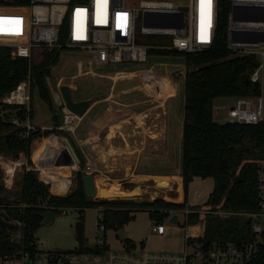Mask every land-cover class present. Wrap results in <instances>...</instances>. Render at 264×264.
Masks as SVG:
<instances>
[{
	"label": "built area",
	"instance_id": "1",
	"mask_svg": "<svg viewBox=\"0 0 264 264\" xmlns=\"http://www.w3.org/2000/svg\"><path fill=\"white\" fill-rule=\"evenodd\" d=\"M125 1L86 0L75 3L74 0H30L29 6L10 7L28 10L27 30L20 40L12 35L16 34L12 30L11 36L16 40H6L3 37L0 47L11 48L12 58L26 59L29 66L38 53L53 50L81 51L91 57L86 70L82 63L78 66L79 74L87 75L93 74L94 70L113 65H145L152 56L151 50H167L181 54L204 53L217 45L221 31L224 30L223 40L231 57L252 58L254 64L259 62V66L254 65L249 81L261 85V94L234 99V105L228 109L223 119L226 123L248 126L264 122V0H211V3L207 0H189L185 12L171 0H141L138 7H128ZM181 15L184 17L183 25ZM222 16L224 27L221 24ZM155 37L166 39L170 45L148 47L138 43L140 38ZM155 66L163 67V64L156 63ZM31 87L32 79L29 74L26 80L0 101L3 107L7 108L0 110V118L19 130L20 136H27L37 128L32 122ZM18 111H21V116ZM64 114L66 123L70 124L75 116L66 108ZM7 115L10 116L9 119L6 118ZM5 158L7 157L0 154V161L7 162ZM9 162H12V165L17 163L19 168L23 166L19 160ZM0 169L3 172L1 162ZM27 170L40 173L29 165ZM95 171L94 165L88 160L82 173L92 174ZM4 181L8 185L6 177ZM257 184L256 210L245 215L250 221V240L214 243L208 247L199 238L203 237L205 219L209 211L194 210V207L186 204L185 208L180 210L186 217V224L188 217L193 213H198L201 220L199 225L193 228L198 231L197 234L193 229L186 233L185 248L182 252L137 250L134 243L130 245L126 242L123 250L111 251L100 239L101 245L91 251L84 248L80 253L78 245L75 252L46 250L45 245L37 238V231H28L26 227L22 218L26 205H13L17 212L14 211L15 215H8L1 204L0 224L4 221L8 230L3 237L0 227V264H264V162L259 164ZM49 185L51 196L65 197L61 194V191L65 190H57L60 192L58 194L52 184ZM196 196H200L199 192H196ZM41 201L40 208L44 212L56 213L58 217L71 210H57ZM96 209L99 212L97 227L106 232L108 223L104 210ZM177 211L160 212L159 215H166L162 220L157 216L151 218L152 232L164 236L168 231L164 220L169 219L171 223L172 217L178 216ZM175 224H179V216ZM195 243L197 245L194 247ZM189 248L193 250L190 252Z\"/></svg>",
	"mask_w": 264,
	"mask_h": 264
},
{
	"label": "rangeland",
	"instance_id": "2",
	"mask_svg": "<svg viewBox=\"0 0 264 264\" xmlns=\"http://www.w3.org/2000/svg\"><path fill=\"white\" fill-rule=\"evenodd\" d=\"M85 1L86 0H74L75 3H82ZM171 1L179 5L182 12H185L186 7L189 5V0ZM140 2L141 0H126L125 4L128 7H138ZM17 10L18 14L15 16L13 15V11L0 12L2 18L4 15L8 19V21L0 20V34H3V37L9 38L10 40H12L11 38L20 40L27 30L28 10ZM20 25L23 26V29L21 30ZM12 26H14V29L11 28ZM138 26L140 27V24H138ZM12 29L16 33L12 34L15 38L11 36ZM142 39L145 41L148 39L151 42V45L164 47L170 45V43L163 38L155 37ZM42 54L43 53L35 54L33 64H38L42 61ZM90 59L91 57L88 54L81 51H62L59 63L51 69L50 78L55 88L59 91L60 87L69 86L74 90L73 99L75 101L77 100V102H80L83 100H92L94 104L96 101L110 98L114 82H116L114 91L115 96L112 98L126 104L141 103L149 96H145L143 93H137V91H133L124 96L120 95V97H117L116 95L121 89L126 88L127 86H133L136 83H140L142 80L149 85L151 80H148V78L158 80L164 78L165 81L163 82L166 84L168 79L161 74L169 73L173 81L177 83L178 89L177 97L172 99L169 103L170 109H167L168 116L166 117L165 122L162 121L163 123L161 126L163 128L161 129L159 126H154L155 123H153L151 119H146L143 136L137 138V140L133 138L130 140L127 139L130 143V148L126 147L125 150L114 152V150H108L109 148L112 149V142L114 145L118 146L125 145V143L122 139L115 137V127L110 124L112 123L110 122L112 119V113H114L111 108L112 105L114 106L112 99L95 107L87 119L75 116L70 124L66 123L64 114L65 106L59 107L54 104L55 112L58 111L64 116L63 118L60 117L59 125L61 127L59 130H54L53 133L47 135L43 139L45 140L49 138V140L39 149L38 155L34 156L38 165L33 161L31 156L33 165L30 167L33 170L39 168L48 169L45 173L54 174V176H51L55 179L54 183L57 181L58 177L64 179L66 182L65 191H61V194L62 196H68L76 190L78 182L77 174L85 170L86 163L89 160L91 163L97 165L98 169L101 171L99 173L95 171L92 174H87L93 176L95 181H101L112 186L121 185L127 191L145 189V192H142L139 195L114 200H129L136 203L163 200L169 203L183 204L184 188L182 186V178H180L181 185L178 189H175L174 185L164 182L161 183V185L164 183L163 186L157 188L155 184L156 179L146 178L144 176H138L136 178L135 175L144 171L157 175H174L178 173L182 156V129L184 122V112L182 108L183 84L187 71L189 70L184 62V58L179 56L178 53L170 54L166 52L162 55L156 53L152 54L149 62L145 65L137 66L135 63H126L94 70L93 74L84 75L82 73V75H80L78 68L79 63H82L84 70H86ZM156 63L163 64V67L155 66ZM150 68L156 73L152 70L146 73L141 72L147 71ZM131 71H137L138 73L130 74L129 76H116L115 74L116 72L126 73ZM262 91L264 92V88ZM161 95L160 91L156 93L157 98H161ZM234 102V98L216 99L214 102L215 121L218 123H226L222 118L227 113L228 109L234 105ZM31 105L33 109V123H53L52 113L49 110L48 105L40 98L37 90L32 94ZM141 106L142 105H135V107L132 108L138 111L137 109ZM147 107H150V105L148 104L145 108ZM100 117L103 118L101 121H99ZM104 119H106L104 122L105 124L103 123ZM149 127L151 128L149 129ZM161 130L162 135L157 134L160 133ZM67 133H70L73 136V142L71 141L73 148L80 162L81 160H85V165L81 166L76 164V168L73 169H55L62 166L53 167L56 164V155L51 154L50 141L53 136H56L61 145L65 147V139H70ZM83 142L84 144L82 145ZM103 151H110L111 153L110 155H105ZM5 160L7 162L1 164V166H3V182L6 187V193H3V197H6L7 200L15 201L20 195L19 176L22 173V168H19L17 163H15L16 165H12L9 162L13 161L10 157L5 158ZM40 173L37 172L39 179H41ZM85 174L86 173H83V175ZM63 176L69 177L68 182ZM5 177L8 185H6V182L4 181ZM140 178L153 181L139 186L136 182H138ZM213 185L214 182L210 178H195L189 186L187 206H205L208 197L212 192ZM166 189H172L174 191L180 190L179 196L176 197V194L173 191L165 192L164 190ZM196 192H199V197L196 196ZM59 193L60 192H58V194ZM168 195H171L173 200H166ZM93 200H100V198L94 197ZM105 201L113 200L105 199ZM150 211V209L142 207L131 208L129 222L116 228L108 225L106 232H102L97 227V217L99 212L96 208H87L83 212L71 209L66 215L60 216L51 226H39L36 230L37 238L45 245L44 249L46 250L75 252L78 245L75 224L77 221H82L84 226V248L87 251L99 247L101 245L99 242L100 240H103L106 248L111 251L123 250L125 248L126 240L132 241L137 250L145 249L151 252L184 251L185 236L186 233H190L191 229L186 224V217L183 213L180 210L177 211L179 224H171L169 219L164 220V225L168 228V231L164 236H158L152 232ZM196 245L197 244L195 243L194 247ZM188 250L191 252L193 249L189 248Z\"/></svg>",
	"mask_w": 264,
	"mask_h": 264
},
{
	"label": "trees",
	"instance_id": "3",
	"mask_svg": "<svg viewBox=\"0 0 264 264\" xmlns=\"http://www.w3.org/2000/svg\"><path fill=\"white\" fill-rule=\"evenodd\" d=\"M29 5L30 0H0V12L13 11L15 16L18 10L10 7ZM5 18L4 15L3 18L0 15V20L8 21ZM221 21L224 27L223 16ZM11 28L14 29V26ZM21 29H23L22 25H20ZM63 29H66V24ZM223 36L224 30L221 31L217 45L210 51L200 54L178 53L184 58L189 68L184 80L182 107L184 122L181 177L185 194L183 204L163 200L144 203L129 200H93L86 196L82 172L77 174V188L73 193L65 197L51 196L49 184L53 185L54 179L45 175L48 169L42 172L44 177H41L44 182L49 183L46 184L38 178L36 172L28 171L27 166L33 165L31 156L38 165L34 158L35 153L49 140V138L43 140L47 135L54 130H59L60 123L53 130L43 131L41 128H36L27 136H20L19 130H16L7 120L0 118V154L19 160L23 164L22 173L19 176L20 195L15 201L3 197L6 187L3 182V172L0 170V205L3 204V210H6L8 215H15L14 211L17 212V208L13 205H26L22 218L28 231L31 232L41 226L40 215L44 212L40 208L41 200L57 210L68 208L83 212L87 208H103L109 226L112 222L117 226L129 222L130 209L134 207L150 209L154 211L150 213L151 218L157 216L162 220L166 215H159L160 212L185 208L189 186L195 178H210L214 185L206 205L194 207V210L209 211L200 241L210 247L214 243L250 240L251 226L245 215L254 212L257 206L258 169L259 164L264 162V122L256 126L218 123L214 118V102L218 98L236 99L259 96L261 85L251 81L246 83V79L250 78L255 68L254 60L231 57L226 51ZM0 42H3V34H0ZM138 43L151 46L148 39L145 41L140 38ZM11 51V48L0 47V101L30 74L32 94L37 90L42 101L48 105L51 112H55L46 78L51 76L52 67L59 63L61 51H45L42 54V61L38 64L32 63L31 66L26 59L12 58ZM166 52L175 53L167 50H151L150 53L162 55ZM1 109L7 108L0 102ZM6 118L9 119L10 116L7 115ZM80 165L84 166L85 160H81ZM41 169L39 168L38 171ZM164 191H173L176 196L180 193V190L166 189ZM166 200H173V198L168 195ZM200 220L198 213L190 214L187 225L193 229L199 225ZM0 227L4 237L8 225L3 221ZM125 242L133 244L129 240Z\"/></svg>",
	"mask_w": 264,
	"mask_h": 264
},
{
	"label": "crops",
	"instance_id": "4",
	"mask_svg": "<svg viewBox=\"0 0 264 264\" xmlns=\"http://www.w3.org/2000/svg\"><path fill=\"white\" fill-rule=\"evenodd\" d=\"M6 8H8V7H6ZM150 70L154 71L153 69L150 68L147 71H141V72L146 73ZM137 73H138L137 71H131V72H126V73L125 72H116L115 74H116V76H119V75L129 76L130 74H137ZM154 73H156V72L154 71ZM158 74H160V73H158ZM161 75H164L167 77L168 82L166 84H164V82H163V81H165L164 78H161L159 80L148 78V80H151L149 82L150 84L148 83L149 85H147L146 82H144L142 80L140 83H136L133 86H129V87L127 86L126 88L121 89L118 92V94L116 95L117 97H120V95L124 96V95H127L133 91H137V93H143V95L149 96L146 100H144L141 103L126 104V103H123L121 101L115 100V98H112L115 96L114 91H115V87H116V82H114V85L112 88V94H111L110 98H108L106 100L96 101L92 105L91 109L84 116V118H82V119H87L91 115V113L95 109V107H98V105L102 104L103 102H107L108 100H111V99L113 100L112 103H114V106L112 105L111 108H112V112H114L116 115L114 113H112V119L110 120V122H112V123H110V124L115 127V130H114L115 137L118 139H122L124 141L125 145H119L118 146V145H114L112 142L111 143L112 149L109 148L108 150H110V151L114 150V152H116V151H120V150H125L126 147L130 148V143L127 141V139L130 140L133 138V139L137 140V138H141L143 136L144 126H146L145 125L146 119H151L153 121V123H155L154 126H159V128H161V129L163 128L161 125L163 122H165L166 117L168 116L167 109H170L169 103L172 99H175L177 97L178 85H177V83H175L173 81V79L171 78L169 73H163ZM113 77H112V79H113ZM123 81H126V80H123ZM183 86H184V84H183ZM159 91H160V94H162L161 98L156 97V93ZM72 93H74L73 89H72ZM75 102H77V100ZM148 104L150 105V107L145 108ZM135 105L136 106L142 105V106L137 109L138 111H136L132 108V107H135ZM51 113H52V119H53L52 124H50V123H48V124H46V123H41V124L33 123V124L37 128H41V129H48V130L55 129L56 125L60 123V117L63 118L64 116H62V113H60L58 111L57 112H51ZM60 114H61V116H60ZM55 117H56V119H55ZM214 118H215V115H214ZM102 119L103 118L100 117L99 121H101ZM105 121H106V119L103 120V123ZM106 126H109V125H106ZM150 128L151 127H149V129ZM182 132H183V129H182ZM161 133H162V130L160 131V133H157V134L162 135ZM85 143H87V142H85ZM83 144H84V142L82 143V145ZM110 151L109 152L103 151V153L105 155H110V153H111ZM38 152H36L35 155H38ZM10 163L12 164V162H10ZM92 164H94V163H92ZM13 165H16V164L14 163ZM94 167L98 173L101 172L98 169L97 165L94 164ZM60 168H55V169H60ZM64 169H66V168H64ZM44 170L45 169H41V171H40L41 177H44V176H42V172ZM138 176H144L146 178H155V177L158 178L159 177V178H170V179L173 177H179V179H180V178H182L181 177V163L179 165L178 173H176L174 175H157V174H150V173L144 171L142 173L135 175L136 178ZM49 177L52 178L51 176H49ZM143 180H148V179L144 178ZM54 181H55V179H54ZM151 181H153V180H151ZM151 181H148L145 183H149ZM182 181H183V178H182ZM55 183H53L54 185H52V186L56 192H57V190H62V189L64 190L65 189V188H59V189L55 188ZM145 183H142V184H145ZM164 183H167V182H164ZM164 183L161 186H163ZM180 185H181V183H180ZM182 186H183V182H182ZM143 190H145V189H143ZM184 199H185V194H184L182 203L184 202Z\"/></svg>",
	"mask_w": 264,
	"mask_h": 264
},
{
	"label": "water",
	"instance_id": "5",
	"mask_svg": "<svg viewBox=\"0 0 264 264\" xmlns=\"http://www.w3.org/2000/svg\"><path fill=\"white\" fill-rule=\"evenodd\" d=\"M146 19L148 17L146 16ZM182 19V25H183V20L184 17L181 15ZM148 21V20H147ZM146 21V23H147ZM181 25V26H182ZM255 66H259V62H255ZM47 80V85L52 97V100L55 105L59 107L65 106V108L71 112L74 116L83 118L87 112L90 110V108L93 105L92 100H83L80 102H75L73 99V93L72 89L69 86H62L60 87L59 91L55 88L52 80L50 77L46 78ZM249 82V79H246V83ZM18 114L21 115V111H18ZM70 139H65V144L66 148L70 152L72 156V163H76L80 165V160L73 148L72 142H73V136L69 134ZM9 139V138H7ZM72 141V142H71ZM56 163H58L61 166H66L69 165L70 162H67L66 160H63L59 157L55 159ZM83 180V185L85 189L86 196L90 199H93L95 196V188L93 187V181L94 177L90 175H83L82 177ZM102 200V199H100ZM105 201V200H104ZM41 217V226H51L59 217L58 214L53 213V212H43L40 215ZM178 216L174 215L171 219V223L175 224L177 222ZM111 227L116 228L118 227L117 224H114L113 222L111 223ZM75 231H76V240L78 243V252H82L84 249V226L82 221H77L75 224ZM97 237V236H96Z\"/></svg>",
	"mask_w": 264,
	"mask_h": 264
},
{
	"label": "bare ground",
	"instance_id": "6",
	"mask_svg": "<svg viewBox=\"0 0 264 264\" xmlns=\"http://www.w3.org/2000/svg\"><path fill=\"white\" fill-rule=\"evenodd\" d=\"M50 150H51V154L56 155L55 158H57L59 155V157L61 159L66 160L67 162H70L69 165H66V167L62 166L61 168H71V169L76 168V163H72L73 158H72L70 152L68 151V149L66 147L61 145V143L59 142V139L56 136H53L51 138ZM0 162L2 163L3 161H0ZM57 166H61V165L56 163L53 167H57ZM58 168H60V167H58ZM45 175L46 176H54L53 173H45ZM63 177H65L67 179V182H68L69 177L68 176H63ZM145 182H148V180H143L140 178V180L137 182V184L140 186L142 183H145ZM162 182H167L169 184H173L174 188L178 189L180 187L181 179H179V177H173L171 179L158 177V178H156V183H155L157 188L161 187ZM65 184H66V182L64 181V179H62L61 177H58L57 181L55 183V187L57 189L65 188ZM93 187L95 188L94 196L97 198L103 199V200H105V199L114 200V199L129 198V197L139 195L142 192H145V190H143V189H137L136 191H127L121 185L112 186V185L105 184L101 181H95V180L93 181ZM193 232H195L196 234L198 233V231L195 229Z\"/></svg>",
	"mask_w": 264,
	"mask_h": 264
},
{
	"label": "snow or ice",
	"instance_id": "7",
	"mask_svg": "<svg viewBox=\"0 0 264 264\" xmlns=\"http://www.w3.org/2000/svg\"><path fill=\"white\" fill-rule=\"evenodd\" d=\"M208 3H211V0H207Z\"/></svg>",
	"mask_w": 264,
	"mask_h": 264
}]
</instances>
